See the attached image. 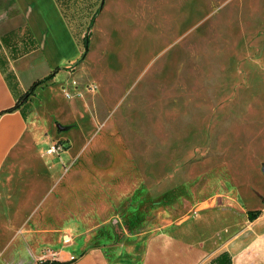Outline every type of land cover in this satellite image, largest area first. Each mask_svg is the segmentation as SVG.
<instances>
[{
    "label": "rangeland",
    "instance_id": "obj_1",
    "mask_svg": "<svg viewBox=\"0 0 264 264\" xmlns=\"http://www.w3.org/2000/svg\"><path fill=\"white\" fill-rule=\"evenodd\" d=\"M102 1H56L81 54L90 38L35 91L48 143L35 174L18 166L1 183L0 264L57 262L212 207L243 223L264 204V0Z\"/></svg>",
    "mask_w": 264,
    "mask_h": 264
},
{
    "label": "crops",
    "instance_id": "obj_2",
    "mask_svg": "<svg viewBox=\"0 0 264 264\" xmlns=\"http://www.w3.org/2000/svg\"><path fill=\"white\" fill-rule=\"evenodd\" d=\"M80 55L81 45L55 0H0V187L18 166L35 174L38 156L33 152L36 155L37 149L44 150L48 143L36 127L42 94L15 111L2 112L14 107L34 82L30 72L39 61L61 68ZM64 56L67 64L57 65ZM30 103L34 106L26 114ZM37 135L39 145H31ZM259 211L252 221L247 212L246 220L240 223L235 208L199 210L150 236L131 234L122 241L91 246L80 253L63 252L55 264H206L222 253L229 255L231 264H264V204Z\"/></svg>",
    "mask_w": 264,
    "mask_h": 264
},
{
    "label": "trees",
    "instance_id": "obj_3",
    "mask_svg": "<svg viewBox=\"0 0 264 264\" xmlns=\"http://www.w3.org/2000/svg\"><path fill=\"white\" fill-rule=\"evenodd\" d=\"M56 1L60 4L59 0H56ZM100 8L95 12L94 16L92 17V19L90 21V25L89 26H92L96 15L100 11ZM89 38H90L89 35L84 36V38H83V44H84V47H85V51L82 52L80 58L75 62V66L78 65V64H80V62H82L84 60V58L86 56V52H87L86 46H87V44L89 42ZM60 70H61L60 67H56V68L53 69V71L49 75L45 76L43 79H40V80H37V81L33 82L32 85L29 87V89L18 98L15 106L12 107V108H10V109H8V110L3 111L2 114L3 113H6V112L15 111V110L19 109L21 106H23L24 103H26L27 101H29L30 98L32 96H34L35 91H36V89L39 86H41V85L47 83L48 81L52 80L58 74V72ZM260 213H261V211H259V210L249 211L248 212V217L252 221V220L256 219L260 215ZM55 263H58V262H51L49 260H45V261H39L36 264H55ZM206 264H231V260H230L228 254L222 253V254H220V255L212 258Z\"/></svg>",
    "mask_w": 264,
    "mask_h": 264
},
{
    "label": "built area",
    "instance_id": "obj_4",
    "mask_svg": "<svg viewBox=\"0 0 264 264\" xmlns=\"http://www.w3.org/2000/svg\"><path fill=\"white\" fill-rule=\"evenodd\" d=\"M91 89H93V86L91 85L90 86ZM64 88V87H63ZM64 91V94L66 96V98L70 99V98H74V97H77V96H81V92H80V87L78 85V83L76 81H72L70 83V88L67 89H63ZM65 145L64 144H60L58 142L54 143L53 145H51L48 150H47V153L48 154H55V155H61L64 151H65ZM53 255H56V254H53ZM70 260H75V256H70L69 258Z\"/></svg>",
    "mask_w": 264,
    "mask_h": 264
},
{
    "label": "water",
    "instance_id": "obj_5",
    "mask_svg": "<svg viewBox=\"0 0 264 264\" xmlns=\"http://www.w3.org/2000/svg\"><path fill=\"white\" fill-rule=\"evenodd\" d=\"M103 3H104V0L102 1V4H101V7H102V5H103ZM262 173H263V175H264V164H263V166H262Z\"/></svg>",
    "mask_w": 264,
    "mask_h": 264
}]
</instances>
